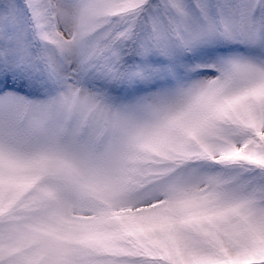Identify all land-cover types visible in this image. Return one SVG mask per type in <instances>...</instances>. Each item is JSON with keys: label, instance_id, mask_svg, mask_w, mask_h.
I'll return each mask as SVG.
<instances>
[{"label": "snow or ice", "instance_id": "snow-or-ice-1", "mask_svg": "<svg viewBox=\"0 0 264 264\" xmlns=\"http://www.w3.org/2000/svg\"><path fill=\"white\" fill-rule=\"evenodd\" d=\"M0 264H264V0H0Z\"/></svg>", "mask_w": 264, "mask_h": 264}]
</instances>
